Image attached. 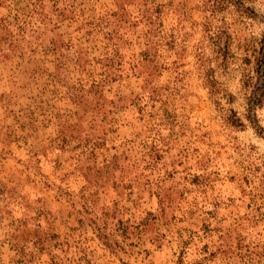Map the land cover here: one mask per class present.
Segmentation results:
<instances>
[{
    "label": "rangeland",
    "instance_id": "1",
    "mask_svg": "<svg viewBox=\"0 0 264 264\" xmlns=\"http://www.w3.org/2000/svg\"><path fill=\"white\" fill-rule=\"evenodd\" d=\"M247 6L0 0V264H264V101L249 121L241 47L264 0Z\"/></svg>",
    "mask_w": 264,
    "mask_h": 264
},
{
    "label": "trees",
    "instance_id": "2",
    "mask_svg": "<svg viewBox=\"0 0 264 264\" xmlns=\"http://www.w3.org/2000/svg\"><path fill=\"white\" fill-rule=\"evenodd\" d=\"M248 0H210V15H213L212 12L223 11L224 13H231L236 12L239 17L250 19V11L247 6ZM159 7V6H158ZM156 8V12L159 11ZM119 22V20H115ZM148 22H147V30L145 31L144 43L143 45L146 47H152L154 45V41L150 39L151 32L155 29H148ZM158 25V23H157ZM151 26V25H149ZM157 26H155L156 28ZM105 39L103 42V50L102 54L108 55L110 52L115 48V44L111 41L110 32L104 33ZM103 35V36H104ZM212 44L214 48V52L216 57H221L223 62L225 58L229 54V47L231 43V39L228 33L223 30H216L215 32H210ZM104 38V37H103ZM222 41V43H221ZM243 48V53L245 56V60L252 59V67L251 70L254 72V77L244 76L242 80V85L244 91H246V95L244 97L245 100V111L246 117L250 121L253 118V110L261 105L264 101V35L261 36L260 40H253L244 41L241 45ZM249 52V54H247ZM145 53H147L145 51ZM204 85L207 89L208 95L211 97L215 105H219L220 100H224L226 103L231 102L233 99L232 95L226 91H220L216 89V82L210 76V74H206L203 77ZM220 110H222L220 108ZM231 114H224L223 115V122L228 124L229 126H241L238 119L234 117L233 112L231 109H226ZM224 111V110H222Z\"/></svg>",
    "mask_w": 264,
    "mask_h": 264
}]
</instances>
